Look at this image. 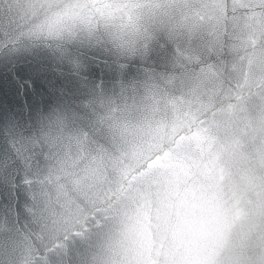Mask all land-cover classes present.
<instances>
[{"label": "water", "instance_id": "water-1", "mask_svg": "<svg viewBox=\"0 0 264 264\" xmlns=\"http://www.w3.org/2000/svg\"><path fill=\"white\" fill-rule=\"evenodd\" d=\"M44 3L0 0V264H96L92 224L69 185L79 187L82 173L127 177L126 160L165 142L171 148L140 174L145 191L125 211L105 264H202V246L220 243L210 224L228 211L225 189L256 232L264 216V0H144L153 39L131 61L94 50L102 46L95 21L78 8L33 27ZM81 25L87 35H78ZM144 29L139 14L125 27L129 50L138 51ZM88 57L84 76L48 74L58 59ZM28 78L33 86L20 88Z\"/></svg>", "mask_w": 264, "mask_h": 264}, {"label": "clouds", "instance_id": "clouds-1", "mask_svg": "<svg viewBox=\"0 0 264 264\" xmlns=\"http://www.w3.org/2000/svg\"><path fill=\"white\" fill-rule=\"evenodd\" d=\"M82 10L84 15L90 16L95 21L94 35L102 41V46L94 49L105 57L120 58L123 60L141 59L140 49L147 50L153 39L152 16L145 15L149 7L144 0H45L34 13L32 26L39 28L50 17L59 16L71 8ZM139 14L141 22L145 25L144 34L137 41L138 51H131L125 42V27L136 19ZM78 35H87L84 26H80ZM88 59L72 60L64 58L57 60L50 69L62 78L71 79L76 76H84L91 70ZM195 119L200 117L195 116ZM206 118V117H205ZM166 135H171L172 130L167 129ZM189 130L175 132L178 138ZM175 141L173 140V143ZM171 148L167 142L158 151L145 156L139 160L124 163L131 169L127 177L117 179L112 172H108L102 180L81 174L79 187L69 185L68 191L79 207L80 212L89 218L92 224L95 242L98 247L97 255L101 257L96 264H105L104 250L110 242L119 238L123 228L124 213L131 209L133 197H138L145 191V185L139 179L142 172L148 171V166L155 161L157 156L163 157L164 152ZM159 171L154 165L153 174ZM261 175L264 176V170ZM136 177V179H133ZM236 195H240L239 192ZM249 199L251 193L247 194ZM83 201V203H81ZM225 209L227 213H221L210 224V231L220 241L218 244L209 242L202 246V264H255L257 256H264V216L259 218L257 231L251 232V226L256 221L251 217H240L236 215V196L232 191L225 189ZM243 203V200L241 201ZM248 236L247 246L244 237ZM260 238V246L253 245V241Z\"/></svg>", "mask_w": 264, "mask_h": 264}, {"label": "snow or ice", "instance_id": "snow-or-ice-1", "mask_svg": "<svg viewBox=\"0 0 264 264\" xmlns=\"http://www.w3.org/2000/svg\"><path fill=\"white\" fill-rule=\"evenodd\" d=\"M28 81L31 82V87H32V86H33V79H32V78H28V79L23 80V81L20 83L19 87H20V88H24V87H25V84H27L28 87H29V84L27 83ZM31 87H30V88H31Z\"/></svg>", "mask_w": 264, "mask_h": 264}]
</instances>
